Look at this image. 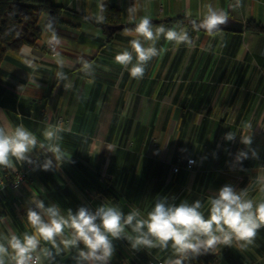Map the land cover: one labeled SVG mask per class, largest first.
<instances>
[{
  "label": "crops",
  "instance_id": "0c3cea01",
  "mask_svg": "<svg viewBox=\"0 0 264 264\" xmlns=\"http://www.w3.org/2000/svg\"><path fill=\"white\" fill-rule=\"evenodd\" d=\"M53 1L64 7V22L54 30L68 79L59 85L55 79L60 69L48 49L51 32L44 29L48 15L43 14L38 46L24 45L19 56H9L1 65L0 125L23 124L42 141L47 124L63 123L69 130L62 133L61 147L71 159L59 167L54 161L48 171L41 169L42 162L28 171L18 189H0V238L33 231L26 213L36 199L46 206L58 204L64 214L80 206L94 211L105 203L125 214L135 206L146 215L163 197L175 204L200 199L206 218L209 197L225 184L247 188L256 201L264 199L258 183L264 178V35L244 29L209 37L187 21L199 19L211 3L244 24L251 19L264 23V0H242L236 10L228 0ZM105 5L121 10L123 24H129L130 8L137 17L149 16L154 25L183 24L193 46L175 48L162 38L157 47L166 51L148 64L142 79H132L114 62L132 37L120 30L108 41L101 28L75 13L95 19ZM179 16L184 20L172 21ZM81 57L95 62L93 83L80 71ZM231 131L235 140H225ZM249 135L252 144L246 146L241 136ZM240 151L248 152V158L237 161ZM40 155L51 158L37 150L31 157ZM189 158L195 159L193 170L173 172V164ZM24 170V162L17 163L14 171L0 168V175ZM113 243L110 264L171 256V250H133L119 240ZM259 249L264 250V228L245 249L233 244L212 251L218 258L209 264H251L245 256ZM74 254L62 253L55 264H75Z\"/></svg>",
  "mask_w": 264,
  "mask_h": 264
},
{
  "label": "clouds",
  "instance_id": "9594fccd",
  "mask_svg": "<svg viewBox=\"0 0 264 264\" xmlns=\"http://www.w3.org/2000/svg\"><path fill=\"white\" fill-rule=\"evenodd\" d=\"M242 6V0H233L229 8L236 10ZM205 11L197 20H192L194 31L203 30L209 37L222 38L224 28L229 24V12L208 3ZM96 15L97 23H103L105 17ZM190 16V12L185 13ZM129 23L132 28H124L123 35L132 37L128 46L118 51L114 62L126 70L132 79H142L148 64L162 55L165 48H158L163 38L175 48L181 45L193 46V39L187 27L177 23L172 27L163 24L154 25L147 15L137 17L134 8L129 9ZM46 29L51 31L50 45L59 69L55 79H68L63 71L65 66L58 50L60 37L49 23ZM80 71L88 77V83L94 82L95 62L80 58ZM67 87V85H65ZM246 127H251L246 124ZM63 123L47 124L42 131L43 140L23 124L0 125V168L15 170L17 163L33 164L31 154L34 150L42 154H51L40 165L48 171L70 162L71 156L61 147L62 133L68 131ZM231 131L224 139L235 140ZM241 143L252 144V136H241ZM252 156L256 153L253 151ZM248 158V152L240 151L237 161ZM259 191L264 193V178H261ZM35 207H29L27 222L32 232L10 233L0 238V264H55L56 257L64 252H72L75 264H110L114 253V240L125 239L134 250L158 249L160 252L171 250V256L164 264H191L198 256L214 251L220 246L232 247L236 244L245 249L254 243L261 228H264V199L256 201L249 197L247 188L237 190L225 184L208 199V215L202 211L204 204L200 199L187 200L179 204L169 203L167 197L156 200L146 217L136 207L125 214L118 206L102 204L94 211L80 206L75 212L67 209L66 214L58 204L45 205L41 199L31 201ZM130 228L131 233L126 229ZM45 242L50 247L42 246Z\"/></svg>",
  "mask_w": 264,
  "mask_h": 264
},
{
  "label": "trees",
  "instance_id": "16d2710c",
  "mask_svg": "<svg viewBox=\"0 0 264 264\" xmlns=\"http://www.w3.org/2000/svg\"><path fill=\"white\" fill-rule=\"evenodd\" d=\"M63 9V6L53 0H0V68L7 57L19 56L24 45L38 46V40L42 34L38 22L43 14L48 15L44 27L48 32H51L46 29L49 23L52 24L53 29L59 23H63ZM75 13L101 28L108 41L120 31L115 29L117 26L123 25L121 30L134 27V24H123L121 10L111 5L103 7L102 14L105 17L103 23H97L95 19L79 12ZM183 20L182 16L172 19L179 22ZM192 20L195 19H187L191 26ZM245 30L264 35V23L254 19L248 20L245 23ZM106 194L109 195V192L106 191ZM217 258L218 255L210 251L192 260L191 264H209L215 262Z\"/></svg>",
  "mask_w": 264,
  "mask_h": 264
},
{
  "label": "built area",
  "instance_id": "2783aa9c",
  "mask_svg": "<svg viewBox=\"0 0 264 264\" xmlns=\"http://www.w3.org/2000/svg\"><path fill=\"white\" fill-rule=\"evenodd\" d=\"M230 3L233 2V0H228ZM49 51H52V46L49 45L48 47ZM49 155H40L36 157H31L34 161L33 164H29L27 162H24L26 170L24 171H17L14 173H7L6 175H0V189H12L16 190L18 189L23 183H25L28 179V171L34 169L35 167L39 166L46 158H49ZM195 165V159L189 158L185 163H183L181 160L173 164L172 169L173 172H178L180 169H185L187 171L193 170ZM165 259L163 258H156L154 260H150L143 264H164Z\"/></svg>",
  "mask_w": 264,
  "mask_h": 264
},
{
  "label": "rangeland",
  "instance_id": "374dc122",
  "mask_svg": "<svg viewBox=\"0 0 264 264\" xmlns=\"http://www.w3.org/2000/svg\"><path fill=\"white\" fill-rule=\"evenodd\" d=\"M127 207V206H126ZM135 207V206H134ZM123 209V208H122ZM132 209L131 206L127 207V211L129 212ZM142 215L146 216L145 213L142 212ZM127 232L131 233V229L130 230H126ZM120 243H122L125 247L127 246L128 248H131L130 244L128 243L127 240L125 239H119ZM134 250V249H133ZM246 260L248 261H253L251 264H264V250L263 249H259L256 252L253 253H249V255L245 256ZM137 257H133L132 256V260H136ZM254 259V260H253ZM260 259V260H259Z\"/></svg>",
  "mask_w": 264,
  "mask_h": 264
},
{
  "label": "water",
  "instance_id": "95a60500",
  "mask_svg": "<svg viewBox=\"0 0 264 264\" xmlns=\"http://www.w3.org/2000/svg\"><path fill=\"white\" fill-rule=\"evenodd\" d=\"M123 25L117 26L115 29H122ZM245 29V24L241 20L229 17V24L224 28V31L242 32Z\"/></svg>",
  "mask_w": 264,
  "mask_h": 264
}]
</instances>
